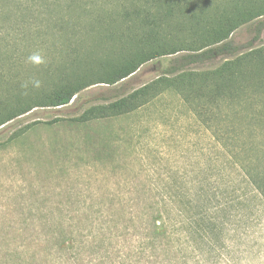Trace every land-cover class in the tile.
<instances>
[{"label": "rangeland", "instance_id": "rangeland-1", "mask_svg": "<svg viewBox=\"0 0 264 264\" xmlns=\"http://www.w3.org/2000/svg\"><path fill=\"white\" fill-rule=\"evenodd\" d=\"M84 1L0 0V122L8 118L0 125V264H264V200L257 196L223 214L218 244L186 245L175 242V231L153 230L160 216L173 215L167 198L175 196V179L205 183L220 178L214 164L227 163L181 93L168 89L133 113L80 121L86 108L112 98V86L94 82L152 47L160 53L126 88L156 79L168 52H189L228 3L102 17L93 25L99 32L88 34ZM231 39L263 45L264 29L256 37L254 23L243 24ZM62 71L87 86L62 106L36 98ZM247 82L251 101L264 105V81L257 88ZM244 110L264 125V109Z\"/></svg>", "mask_w": 264, "mask_h": 264}, {"label": "trees", "instance_id": "trees-1", "mask_svg": "<svg viewBox=\"0 0 264 264\" xmlns=\"http://www.w3.org/2000/svg\"><path fill=\"white\" fill-rule=\"evenodd\" d=\"M213 2H227L230 9H222L221 15L215 18L216 27L202 31L201 41L190 46L189 52L175 54L179 49L168 52L173 56L167 60L168 65L162 74L130 91L126 88L127 83L138 77L139 66L154 59L160 52L152 47V50L145 54L141 51L137 52L134 58H126L121 66L106 74L105 79L100 78L94 82L112 86L106 90L112 96L111 100L91 105L80 115L81 122L118 117L145 107L168 89L182 94L184 103L199 123L212 131L210 134L213 143H219L220 154L227 160L226 164H214L215 170L211 168L213 173H219L217 177L220 178L208 179L205 183L175 179V196L167 198L175 208H171L173 215L167 212L159 217V224H153L155 232L163 227L167 232L175 231V242L180 243L181 240L186 245L193 240L204 245H207V242L218 244L224 239L228 221L223 214L226 215L230 210L237 208H245L250 196L264 200V125L258 123L260 116H257V113L252 112L249 115L244 110L246 105L253 111L264 109V105L251 101L250 94L255 90L248 91L249 86L243 84L248 81L251 88H257L258 82L264 81V44L240 46L231 39V34L236 28L248 23H254L256 37L260 35L264 29V0L83 2L86 20L84 23L91 24L87 30L88 34L99 32L93 25L94 22L102 20V17L117 15L130 20L135 15H148L154 10H163L166 15L185 9L194 13L196 9L207 10L208 4ZM193 6L197 8L194 10ZM74 29L80 31L83 28L76 26ZM219 60L222 61L214 65ZM208 65L212 67L199 69ZM60 73L61 81L36 98L42 99L50 106H62L69 103L72 95L87 86L79 77H72L63 71ZM70 77L72 79L69 80ZM16 107L20 111L23 109L21 105ZM226 108L234 111L238 109V116L231 114ZM7 120L0 122V125ZM218 125L226 130L219 133Z\"/></svg>", "mask_w": 264, "mask_h": 264}]
</instances>
